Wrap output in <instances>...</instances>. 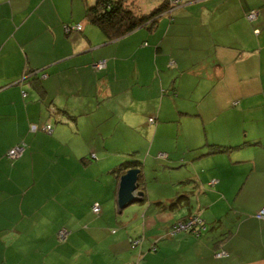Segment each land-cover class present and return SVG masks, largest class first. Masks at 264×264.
<instances>
[{
	"label": "crops",
	"instance_id": "1",
	"mask_svg": "<svg viewBox=\"0 0 264 264\" xmlns=\"http://www.w3.org/2000/svg\"><path fill=\"white\" fill-rule=\"evenodd\" d=\"M87 6L86 0H0V165L21 142L23 154L9 171L30 165L16 179H27L28 190L0 191V264H264V221L256 219L264 208V0H185L154 27L114 41L87 23ZM74 24L81 31L66 34L64 26ZM99 61L106 66L95 70ZM121 64L131 66L125 75ZM33 71L35 79H24ZM112 98L124 112L118 121L133 128L143 150L158 148L163 130L180 135L183 152L165 148V165L185 168L186 207L170 206L174 198L157 200L140 225L138 249L122 231L111 232L112 222L83 224L77 217L64 226V241L61 231L45 239L44 199L32 188L52 179L49 162L61 169L53 178L71 189L91 181L92 161L108 153L105 111ZM151 115L155 124L148 123ZM45 125L50 133L40 129ZM244 142L256 145L204 155L207 144ZM189 215L206 224L199 238L168 235ZM152 218L157 223L148 226ZM147 232L154 238L147 240Z\"/></svg>",
	"mask_w": 264,
	"mask_h": 264
},
{
	"label": "rangeland",
	"instance_id": "2",
	"mask_svg": "<svg viewBox=\"0 0 264 264\" xmlns=\"http://www.w3.org/2000/svg\"><path fill=\"white\" fill-rule=\"evenodd\" d=\"M95 1L86 0V3L88 6H91L95 4ZM162 1L124 0V3L136 13H148L150 10L158 7ZM170 14V12L164 14L163 17L170 16ZM122 66L123 75H125L131 66L127 64ZM119 70L120 75L121 68ZM114 99L106 100L107 111L105 112L109 116L106 123H108L110 129V134L106 142V147L108 145V153L103 162H98V159L92 161L90 169L91 181L88 180L83 183H79L78 181L73 186V189H71V183L56 181L53 178L60 175L61 169L50 165L49 162L47 166L50 171L47 170L49 174L51 173L52 179L37 182V185L32 188L34 192L44 199L42 207L45 209V212L40 218L43 223V237L45 239L49 238L52 240L54 238L53 233L57 239L59 231L66 230L64 226L71 224L75 219L74 217H77L83 224L95 220L99 222H112L113 227L111 228V232L117 233L122 231L121 234H125V238L128 241L143 240L140 225L143 222L144 216H148L149 211L154 207L155 202L161 198H174L176 200L177 197L187 194L186 191L190 189L191 183L186 182L189 177L185 175V168L183 166L165 165V162H168L167 160L157 159L158 153L169 152L165 148H171L172 152L176 151L178 154L183 152V140L180 135L172 136L173 132L163 130L158 133V140L155 143L156 145L160 143L159 147L151 151L147 145V150H143L145 143L140 137L133 138L135 136L133 128H127L118 121V115L122 116L124 112L121 111V106L118 104V101L116 102ZM98 106L100 107V103H98ZM94 114L95 111L92 115ZM150 117L155 119L156 116L151 115ZM164 129L169 130L166 127ZM166 145H169V147ZM133 153L134 155L131 157ZM130 158L141 160L142 162H144L145 158H150L147 165L143 163L146 201L143 203L138 200L125 208H119L117 204V178L111 171L115 166ZM7 162L13 164L16 161L7 158ZM8 163L5 162L2 166L0 165V191L17 195L23 190H28L29 182L27 179L21 182H18L16 179L19 178V175L29 174L30 165L25 166V168L17 166L12 171H9L10 167H8ZM5 175L6 177H4ZM9 176L13 180L11 183L8 182L10 180ZM192 200L196 202V196H193ZM184 201L182 200L179 205L181 208L179 209L186 207L184 206ZM95 204L100 207V214L96 215L92 213V207ZM9 205L11 204L9 203ZM86 208L90 211V216L87 214ZM52 210L55 212V215L50 212ZM102 215H104L103 218H101ZM146 218L147 221L149 218ZM156 223L157 220L152 218L150 222H147V225L151 226ZM59 238L63 240L66 238V235L59 234ZM149 238H154L152 232H147L146 239L149 240ZM65 248L63 246L61 249ZM131 248L138 249V247L132 246Z\"/></svg>",
	"mask_w": 264,
	"mask_h": 264
},
{
	"label": "trees",
	"instance_id": "3",
	"mask_svg": "<svg viewBox=\"0 0 264 264\" xmlns=\"http://www.w3.org/2000/svg\"><path fill=\"white\" fill-rule=\"evenodd\" d=\"M168 6L163 0L159 6L147 14H141L134 12L131 8H129L125 3L124 0H96L95 4L92 6H87L85 11V18L87 23L96 26L105 36L108 41L118 40L126 35L132 33L133 31L140 29V28H152L156 24L159 16L161 14H167ZM167 12V13H166ZM36 71L28 72L23 77L24 79L33 80L36 78ZM149 124H155V119L150 118L148 119ZM249 145H256V143L251 144L248 142H244L241 145L235 147H226L221 145H209L207 144L205 147L207 151L204 155H215V154H227L234 150H238L244 148ZM25 149V148H24ZM159 154H165V158H159ZM134 153L131 155V157ZM7 156V155H6ZM157 159L166 161L168 156L166 153H158ZM8 158V157H7ZM93 158V157H92ZM9 159V158H8ZM143 162L141 160H137L134 158H130L121 164L115 166L112 169V174L116 177H120L129 169H138L140 170L139 178H138V192L142 193L141 202L146 200L145 195V184H144V177H143ZM215 181H211L209 185L214 184ZM184 196L177 197L170 206H177L180 205ZM264 209V208H262ZM261 209V210H262ZM93 213V212H92ZM95 214V213H94ZM100 214V213H99ZM97 215V214H96ZM189 218L196 219L199 224H197L192 230L187 232H180L186 235H191L192 237L199 238L205 231H206V224L202 218L196 215H189L188 217L179 220L177 222L187 220ZM259 221H264L263 219H258ZM175 222L173 225H175ZM172 225V226H173ZM169 229L168 235L174 236L178 233L171 234V228ZM228 234H224L221 239L214 243L215 246L221 245L226 236ZM222 236V235H220ZM61 240V239H60ZM64 241V240H63ZM138 241L137 244H134ZM132 247H137L140 244V240L130 241ZM152 250H155V246L152 247ZM222 252H218L216 254L217 257L222 256ZM220 255V256H218Z\"/></svg>",
	"mask_w": 264,
	"mask_h": 264
},
{
	"label": "built area",
	"instance_id": "4",
	"mask_svg": "<svg viewBox=\"0 0 264 264\" xmlns=\"http://www.w3.org/2000/svg\"><path fill=\"white\" fill-rule=\"evenodd\" d=\"M167 6H168V13L171 12L173 9L175 8H178L180 6H182L184 4V0H165ZM166 12V13H167ZM255 16V13L254 12H250L248 15H247V18L248 19H253V17ZM82 29L81 25L80 24H76V25H65L64 26V31L66 34H70V33H73V32H80ZM106 66V63L105 61H99L97 62L95 65H94V69L95 70H102L104 69ZM43 77H45V75H43ZM42 131L44 132H47V133H50L52 131V128L50 125H45L43 126L42 128H40ZM38 130V127H36L35 125H33L30 129L31 132H36ZM24 148H25V145L23 142L19 143L18 145L14 146L12 149H10L7 153V157L11 160H15V159H18L22 154H23V151H24ZM165 154H159V158H165ZM92 212L95 213V214H99L100 213V207L95 204L93 207H92ZM256 217L258 219H263L264 220V209L260 210L258 212V214L256 215ZM197 224H199V222L196 221V219H192V218H189L187 219L186 221L183 220V221H180V222H177L175 225L172 226L171 228V234H175V233H180V232H187V231H190L192 230ZM60 235H66V232L65 231H61L59 233ZM138 241L134 244H137ZM220 256V255H218Z\"/></svg>",
	"mask_w": 264,
	"mask_h": 264
},
{
	"label": "water",
	"instance_id": "5",
	"mask_svg": "<svg viewBox=\"0 0 264 264\" xmlns=\"http://www.w3.org/2000/svg\"><path fill=\"white\" fill-rule=\"evenodd\" d=\"M139 174L140 170L129 169L119 177L117 191V204L119 208H125L138 200L141 202L142 193L138 192Z\"/></svg>",
	"mask_w": 264,
	"mask_h": 264
}]
</instances>
